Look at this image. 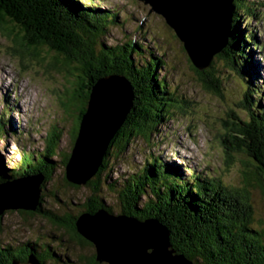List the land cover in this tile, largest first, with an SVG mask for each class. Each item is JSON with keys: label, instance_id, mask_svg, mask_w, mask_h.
I'll return each mask as SVG.
<instances>
[{"label": "trees", "instance_id": "1", "mask_svg": "<svg viewBox=\"0 0 264 264\" xmlns=\"http://www.w3.org/2000/svg\"><path fill=\"white\" fill-rule=\"evenodd\" d=\"M93 3L94 0H0V32L13 37L14 43L9 46L12 51L23 59L38 60L39 48L48 47L55 51V58L62 57L63 61H50L48 68L52 65L75 73L77 80L63 93L65 100L62 101L66 109L73 108L77 113L72 147L90 90L99 78L122 74L134 92L132 110L111 140L100 168L85 183L87 195L81 203L73 204L77 206L75 212L70 203L53 193L51 196L63 213L57 214L42 205L45 183L52 180L55 161L61 159L65 168L70 155L58 150L59 133L55 126L47 132L41 150L21 151L15 166L11 164L8 168L0 158V181L30 174L44 177L37 209L19 211L37 214L59 231V234L31 233L33 238L24 241L13 238L0 241V264H13L15 260L18 264H29L30 257L40 264H105L96 261L95 252L75 255L72 246L93 248L77 232L75 220L81 212L99 208L141 219H159L169 229L175 251L194 264H264V223L255 220L251 203L252 194L257 191L264 198V91L256 84L253 50L247 47L249 43L259 44L255 43L254 31L245 33L238 19L240 13L248 15L247 19L256 17L259 8L264 7V0L234 1L229 44L214 56L234 71L235 80L240 77L244 81L237 104L226 111L224 132L218 135L227 168L241 163L248 169L242 172L239 187L225 183L209 168L200 170L167 161L154 152L146 154L140 167L131 172L112 175L111 161H116L129 144L140 139L151 143L157 124L180 117L190 103L167 85L165 75L160 76L165 61L146 40L145 32L137 38L126 36L123 42L114 45L104 40L108 28L121 21L113 7ZM136 28L141 31L140 26ZM214 61L202 71L193 65L191 68L205 90L221 95L223 86L216 76L220 71L214 67ZM3 99L0 140L16 133L10 116L16 105L7 92ZM63 181L79 188L67 181L65 175Z\"/></svg>", "mask_w": 264, "mask_h": 264}, {"label": "rangeland", "instance_id": "2", "mask_svg": "<svg viewBox=\"0 0 264 264\" xmlns=\"http://www.w3.org/2000/svg\"><path fill=\"white\" fill-rule=\"evenodd\" d=\"M94 1L93 4L99 7L116 9L121 21V24H112L108 28L104 40L114 45L123 42L126 36L127 39L137 38L145 32L146 40L165 61L160 76L165 75L167 85L175 88L176 92L190 103L187 110L181 112L180 117L157 124L155 133L150 138L151 143L147 144L140 139L129 144L116 161H111L112 175L131 172L135 167H140L146 154L154 152L167 161L195 166L200 170L209 168L211 173L223 178L225 183L239 187L242 172L248 169L241 163L227 168L218 135L224 132V125L227 124L226 111L237 104L244 81L242 80L240 87L235 80L234 71L213 57L214 67L220 71L216 76L220 78L223 93L220 95L218 92L205 90L196 80L197 75L191 68L193 64L182 42L161 15L149 11L148 4L141 0ZM247 17L248 15L240 13L239 25L245 33L249 30L255 33V43L259 46L249 43L247 47L253 50V74L256 76V84L264 91V7L259 8L256 17ZM246 20H249L248 25ZM136 26L141 27L140 32ZM13 40L12 36L0 32V110L5 108L3 97L6 92L14 106L16 105L15 110L10 113L16 133L8 134L6 140H0V158L8 168L11 164H17L21 151L41 150L44 146L43 139L53 126L59 133L58 150L70 153L72 129L77 115L75 109L68 110L62 104L65 100L63 93L69 91L72 83L77 80L75 73L71 70L73 74H70L52 65L47 67L49 63L52 64L50 61L59 60L63 63L62 57L55 58V51L42 47L38 50V60L28 57L23 59L9 48L14 43ZM260 44H263L261 49ZM64 172L65 168L58 158L55 161L52 180L45 183L46 194L43 192L42 198V205L57 214H62L63 209H58L59 204L51 193L70 203L74 212L77 207L74 205L81 203L88 193L85 184L78 185L79 188L75 189L64 183ZM251 203L255 220H262L264 223V198L260 191L252 194ZM50 231L59 234L48 220L37 214L28 215L19 210H7L1 216L0 241L12 238L24 241L33 236L31 233L46 234ZM72 246L75 255L80 252L90 255L94 252L92 247Z\"/></svg>", "mask_w": 264, "mask_h": 264}, {"label": "water", "instance_id": "3", "mask_svg": "<svg viewBox=\"0 0 264 264\" xmlns=\"http://www.w3.org/2000/svg\"><path fill=\"white\" fill-rule=\"evenodd\" d=\"M161 15L197 70L206 69L228 44L235 0H141ZM241 87L242 79L237 80ZM134 92L122 74L99 78L90 90L77 136L65 165V178L83 185L98 171L106 150L132 110ZM41 174L0 181V216L7 210L38 207ZM77 232L105 264H194L172 247L171 234L159 219L99 208L81 212ZM18 264V261H13ZM29 264H40L30 257Z\"/></svg>", "mask_w": 264, "mask_h": 264}, {"label": "bare ground", "instance_id": "4", "mask_svg": "<svg viewBox=\"0 0 264 264\" xmlns=\"http://www.w3.org/2000/svg\"><path fill=\"white\" fill-rule=\"evenodd\" d=\"M233 10H234V9H233ZM231 29H232V28H231ZM231 29H230V30H231ZM238 29H239V28H238ZM29 167H30V166H29ZM30 175H31V174H30ZM45 176H46V175H45Z\"/></svg>", "mask_w": 264, "mask_h": 264}]
</instances>
